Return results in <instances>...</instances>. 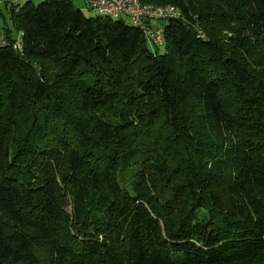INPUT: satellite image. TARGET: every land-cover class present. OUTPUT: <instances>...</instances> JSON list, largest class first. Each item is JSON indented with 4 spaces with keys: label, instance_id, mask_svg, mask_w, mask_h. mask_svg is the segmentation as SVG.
Instances as JSON below:
<instances>
[{
    "label": "trees",
    "instance_id": "1",
    "mask_svg": "<svg viewBox=\"0 0 264 264\" xmlns=\"http://www.w3.org/2000/svg\"><path fill=\"white\" fill-rule=\"evenodd\" d=\"M171 6L163 53L70 0L11 3L0 264H264V0Z\"/></svg>",
    "mask_w": 264,
    "mask_h": 264
},
{
    "label": "built area",
    "instance_id": "2",
    "mask_svg": "<svg viewBox=\"0 0 264 264\" xmlns=\"http://www.w3.org/2000/svg\"><path fill=\"white\" fill-rule=\"evenodd\" d=\"M88 12L96 16L117 19L126 18L130 26L138 28L147 42L155 47L163 46L162 30L160 22L167 18L179 17L178 11L171 7L142 6L138 0H83ZM21 33L18 32L12 44L14 49L20 51ZM10 40L0 33V48L9 45Z\"/></svg>",
    "mask_w": 264,
    "mask_h": 264
},
{
    "label": "rangeland",
    "instance_id": "3",
    "mask_svg": "<svg viewBox=\"0 0 264 264\" xmlns=\"http://www.w3.org/2000/svg\"><path fill=\"white\" fill-rule=\"evenodd\" d=\"M28 0H0V33L4 34L5 30H9L11 33V37L15 38L16 32L13 29L12 23H11V15L9 12L10 4L14 3L18 4L19 6H22L25 2ZM33 4H40L44 2L45 0H30ZM73 4V6L83 13V15L87 18L96 17L91 12H88L85 8L84 1L83 0H70ZM115 20L122 21L125 25L130 26L129 21L124 17H119ZM146 46L150 52H156L158 54L163 53V47H155L151 45L149 42H146Z\"/></svg>",
    "mask_w": 264,
    "mask_h": 264
},
{
    "label": "crops",
    "instance_id": "4",
    "mask_svg": "<svg viewBox=\"0 0 264 264\" xmlns=\"http://www.w3.org/2000/svg\"><path fill=\"white\" fill-rule=\"evenodd\" d=\"M28 1H30V0H28ZM14 4H15V2H14Z\"/></svg>",
    "mask_w": 264,
    "mask_h": 264
}]
</instances>
